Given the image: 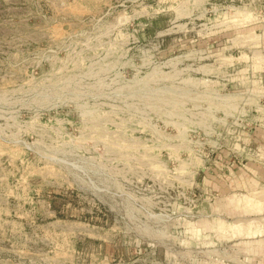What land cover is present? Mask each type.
<instances>
[{
  "label": "rangeland",
  "instance_id": "374dc122",
  "mask_svg": "<svg viewBox=\"0 0 264 264\" xmlns=\"http://www.w3.org/2000/svg\"><path fill=\"white\" fill-rule=\"evenodd\" d=\"M0 264H264V0H0Z\"/></svg>",
  "mask_w": 264,
  "mask_h": 264
}]
</instances>
